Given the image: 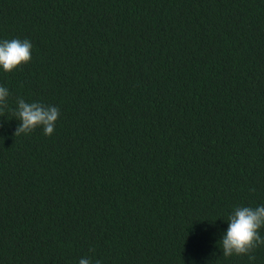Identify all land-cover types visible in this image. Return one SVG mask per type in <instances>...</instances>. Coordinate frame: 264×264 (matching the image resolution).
I'll use <instances>...</instances> for the list:
<instances>
[{"label":"trees","instance_id":"1","mask_svg":"<svg viewBox=\"0 0 264 264\" xmlns=\"http://www.w3.org/2000/svg\"><path fill=\"white\" fill-rule=\"evenodd\" d=\"M17 38L0 264H264L219 243L264 205V0H0ZM18 98L60 108L51 136H14Z\"/></svg>","mask_w":264,"mask_h":264},{"label":"clouds","instance_id":"2","mask_svg":"<svg viewBox=\"0 0 264 264\" xmlns=\"http://www.w3.org/2000/svg\"><path fill=\"white\" fill-rule=\"evenodd\" d=\"M33 45L28 39H12L0 41V67L5 72H13L18 66L30 62L32 59ZM9 90L0 86V111L7 107ZM60 116L57 106H45L40 102H26L23 98L17 99L15 117L21 121L17 126L14 136L31 133L36 128H42L46 136H51L56 128ZM3 125L0 124V127ZM253 192L255 188L251 189ZM228 228L219 242L223 249L224 257L232 255H248L250 260H255L252 255L255 249L264 245V238L260 229L264 227V205L257 207L239 206L229 215ZM94 251V250H93ZM79 264H92L90 258H81ZM95 264H101L96 260Z\"/></svg>","mask_w":264,"mask_h":264}]
</instances>
